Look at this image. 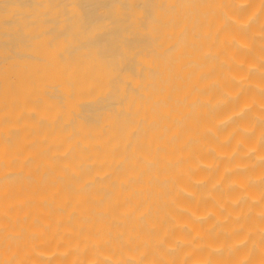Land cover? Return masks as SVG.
Listing matches in <instances>:
<instances>
[{
    "label": "bare ground",
    "instance_id": "6f19581e",
    "mask_svg": "<svg viewBox=\"0 0 264 264\" xmlns=\"http://www.w3.org/2000/svg\"><path fill=\"white\" fill-rule=\"evenodd\" d=\"M0 264H264V0H0Z\"/></svg>",
    "mask_w": 264,
    "mask_h": 264
}]
</instances>
